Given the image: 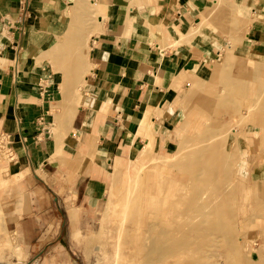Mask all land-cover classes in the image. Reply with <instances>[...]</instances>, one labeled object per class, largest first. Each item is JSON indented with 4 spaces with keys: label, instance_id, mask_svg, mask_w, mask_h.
<instances>
[{
    "label": "rangeland",
    "instance_id": "374dc122",
    "mask_svg": "<svg viewBox=\"0 0 264 264\" xmlns=\"http://www.w3.org/2000/svg\"><path fill=\"white\" fill-rule=\"evenodd\" d=\"M89 1L84 0V3ZM80 9L81 6L76 3L68 18L77 22V26L74 28L72 23L65 24L61 31L62 39L72 36L73 42L79 44L63 50L61 40L51 53L53 57L60 56L52 64H55L56 75L63 74L65 84L60 85L55 79L56 86L51 88L49 94L45 93L42 101L48 105L53 117L54 125L49 126L51 130L53 128V137L49 142L53 141L58 127L64 133L65 125L60 127L58 116L66 111L65 106L77 104L81 98V85L77 86L80 74L65 69L76 64L77 60L79 66L86 62L90 67V49L86 41L89 27L96 24L98 18L87 11L80 13ZM182 36L185 45L201 47L205 55L187 81L178 82V93L181 95L165 135H154L149 140L148 144L151 145L145 160L141 157L145 154L142 149L148 144L143 141L133 147L132 154L125 157L127 161H132L124 169L115 170L121 157L118 153L117 156L104 157L102 167L106 171L90 174L98 178L94 193L96 202H76L78 183L75 172L69 173L56 191L47 187L46 195L58 197L63 212L55 218L49 214V219L40 221L42 235L34 247H39V250H34V256L30 255L13 231L14 225L8 226L16 214L14 205L20 188L14 175L16 164L11 161L13 157L7 141L0 137V164L8 163L7 169H0V264H264V98L259 100L252 115L243 120L241 115L247 104L244 101L248 102V99L239 85L228 87L229 79L236 82L246 80L251 88L264 86V0H212L201 11L200 21ZM228 44L233 48L230 55L236 59L233 65L236 63L238 69L236 65L233 67L226 62ZM62 52L66 53V61ZM69 54L73 57L71 61ZM210 62L215 66V71L210 69ZM218 70L221 73H215ZM244 72L248 73L246 79ZM199 76L206 81L203 77L200 80ZM195 77L199 79L197 82ZM70 83H76L74 90L68 89L72 88ZM186 83L188 86H185ZM207 83H210L209 86ZM227 95L230 99L234 97L232 102ZM229 128H234L235 134L227 132ZM225 133L229 134L223 135ZM219 146L225 147L219 151ZM176 155L179 157L173 159ZM60 156L64 158L63 154ZM198 158L203 159L202 163L205 164H197ZM223 160L225 162H221ZM214 170L218 173L217 177L205 179ZM36 173L42 176L39 171ZM3 180L7 183L3 184ZM226 194H230L229 198ZM216 196L220 197L219 200ZM47 206L56 210L53 200L45 208ZM159 223L169 232L172 230L168 237L180 244L157 261L156 256L144 259L148 246H152L150 240L155 239L149 225ZM212 223L218 224L221 229L212 228ZM197 227L201 228L198 230ZM118 230L122 232L119 240ZM184 239L188 241L187 244H182ZM117 250L119 258L116 256Z\"/></svg>",
    "mask_w": 264,
    "mask_h": 264
},
{
    "label": "crops",
    "instance_id": "0c3cea01",
    "mask_svg": "<svg viewBox=\"0 0 264 264\" xmlns=\"http://www.w3.org/2000/svg\"><path fill=\"white\" fill-rule=\"evenodd\" d=\"M211 1L90 0L85 4L76 0L80 13L93 14L90 7L96 6L93 12L98 20L89 27L86 41L90 67L86 62L79 66L77 60L65 69L80 74L76 83L81 85V98L68 105L75 107L70 116L67 111L58 116L64 133L58 127L49 142L53 117L42 101L56 86L55 79L65 84L52 64L60 56L51 53L61 40L63 50L79 44L72 36L61 38L65 24L77 26L68 20L76 3L0 0V137L7 141L20 188L16 214L8 226L14 225L31 256L39 250L34 247L42 235L40 221L63 212L60 199L46 195L47 187L56 191L75 172L76 202H96L98 178L90 174L106 171L104 157L118 153L115 170L124 169L132 161L125 157L133 147L143 141L148 144L154 135H165L181 95L178 82L187 81L205 55L201 47L185 45L182 34L200 21L201 11ZM75 84L68 89L74 90ZM7 165L1 163L0 169ZM52 200L57 211L45 208Z\"/></svg>",
    "mask_w": 264,
    "mask_h": 264
},
{
    "label": "bare ground",
    "instance_id": "6f19581e",
    "mask_svg": "<svg viewBox=\"0 0 264 264\" xmlns=\"http://www.w3.org/2000/svg\"><path fill=\"white\" fill-rule=\"evenodd\" d=\"M228 1V0H227ZM222 2V1H221ZM230 3V2H229ZM91 4V3H90ZM222 5V4H221ZM220 5V6H221ZM223 6V5H222ZM219 7V6H218ZM91 9H92V13L94 14V10H95V8H96V6L95 5H91V7H90ZM224 8V7H223ZM94 11V12H93ZM91 13V12H90ZM220 13V12H219ZM231 15H232V13H231ZM233 16H234V14H233ZM245 19V18H244ZM238 20V19H237ZM239 21V20H238ZM241 21V20H240ZM245 21V20H244ZM247 22V21H246ZM246 24V23H245ZM218 25V24H217ZM223 26H224V24H223ZM245 27H247V26H245ZM245 27H244V29H245ZM250 27V26H249ZM232 29V31H233V28H231ZM249 31V30H248ZM229 33V32H228ZM233 33V32H232ZM234 35V34H233ZM245 35V34H244ZM89 38V37H88ZM176 43V42H175ZM175 43H174V45H175ZM177 46V45H176ZM225 47H226V45H225ZM228 53H227V58H226V62L228 61L229 63H230V65H233L234 64V62H235V60L236 59H234L231 55H230V53L232 52V50H233V48H232V46H230L229 44H228ZM227 52V51H226ZM221 53V52H220ZM212 62V61H211ZM211 62H210V65H212L211 64ZM238 62H240V61H238ZM238 62H237V64H238ZM235 65H236V63H235ZM235 65H233V67L235 66ZM242 65H243V63H242ZM231 67V66H230ZM233 67H232V69H233ZM238 67H239V69L241 68L239 65H238ZM220 68V67H219ZM235 68H237V65H236V67ZM210 69H212L213 71H215V66H213L212 65V67L210 68ZM231 69V70H232ZM238 69V68H237ZM220 70V69H219ZM219 70L218 71H216L215 73H221V72H219ZM236 70V69H235ZM235 70H233V71H235ZM243 71V70H242ZM236 75H237V72H234ZM212 74H213V72H212ZM233 74V73H232ZM241 74V73H240ZM244 74V78L246 79V76H248V73L247 72H244L243 73ZM243 74H242V76H243ZM250 74V73H249ZM202 75H204V74H202ZM225 75V74H224ZM197 76V75H196ZM200 77V80H201V78L203 77V76H199ZM198 77V78H199ZM215 77V76H214ZM237 77V76H236ZM235 77V78H236ZM196 78V77H195ZM239 78V77H238ZM196 80V82L199 80H197V78L195 79ZM203 80H205L204 79V77H203ZM206 81V80H205ZM204 82V81H203ZM252 82V81H251ZM206 82H204V84H205ZM227 83V82H226ZM255 83V82H254ZM191 84V83H190ZM208 84V83H207ZM210 84V83H209ZM209 84H208V86H209ZM239 85V87H240V90L243 92V95L244 96H246L247 97V99H248V102L245 100L244 101V103L246 102L247 104H246V106H244L245 107V111H243L242 112V115H241V119H243L244 120V118H246L247 116H251L252 115V113L255 111V109L257 108V106H258V104H259V100L261 101V99L262 98H264V86L263 87H260V88H254L253 86H252V88L251 87H249L248 86V84H247V82H246V80H242V81H239V82H236L235 80H231V79H229V81H228V87H230V86H234V85ZM195 85H196V83H195ZM208 86H206L207 88H208ZM211 86V85H210ZM227 86V85H226ZM214 87V86H213ZM191 88H192V84H191ZM215 88V87H214ZM236 88V87H235ZM210 88H208V90H209ZM229 89V88H228ZM237 89V88H236ZM228 91V90H227ZM194 92V91H193ZM229 92V91H228ZM231 92V91H230ZM214 93V92H213ZM205 94H206V92H205ZM217 94V93H216ZM227 97L229 98V100H231L230 102H232V99L234 98L233 96V98H231L230 99V97L227 95ZM216 99H217V97H215ZM237 98H239V97H237ZM252 98V99H251ZM202 100H204V99H202ZM225 101V100H224ZM223 101V102H224ZM238 102V101H237ZM236 103V102H235ZM232 104V103H231ZM236 105V104H235ZM245 105V104H244ZM232 105H230V107H231ZM234 106V105H233ZM262 107H264V104H263V106ZM74 108L75 107H72V106H68L67 107V112H65V115H67V116H70L72 113H73V111H74ZM232 108H230V110H231ZM260 109V108H259ZM202 110V109H201ZM203 110H205V109H203ZM230 110L228 109L227 111H229L230 112ZM204 112V111H203ZM224 111H222V113H223ZM202 113V112H201ZM62 115H63V113H62ZM231 115V114H230ZM62 117V116H61ZM233 117H234V115H233ZM233 117H232V119H233ZM235 118H236V116H235ZM248 118V117H247ZM66 119V118H65ZM231 119V120H232ZM250 119V118H249ZM238 120H240V118L238 119ZM237 120V121H238ZM243 120H242V122H243ZM247 120V119H246ZM248 121V120H247ZM253 121V120H252ZM241 122V121H240ZM241 122V123H242ZM237 123H239V121L237 122ZM236 123V124H237ZM245 123V122H244ZM255 123V122H254ZM203 124H205V123H203ZM208 124V123H207ZM240 124V123H239ZM231 125V124H230ZM229 125V126H230ZM221 126H222V124H221ZM237 126V125H236ZM243 126H245V125H243ZM233 127V126H232ZM246 127V126H245ZM244 128V127H243ZM204 132H206V131H204ZM223 132H225V131H223ZM227 132H230V133H233V134H235V129L234 128H229V130L227 131ZM227 134H229V133H227ZM226 133L225 134H223V135H227ZM222 135V136H223ZM206 136V135H205ZM208 136V138H209V135H207ZM221 136V137H222ZM229 136V135H228ZM237 136V135H236ZM204 137V136H203ZM238 137V136H237ZM219 138V137H218ZM225 138V137H224ZM239 138V137H238ZM238 138H236V140L238 139ZM215 139V138H214ZM236 140H235V142H236ZM214 141V140H213ZM221 141H222V139H221ZM221 141H218V142H221ZM194 142H195V140H194ZM210 142V141H209ZM208 142V143H209ZM226 142H223V144H225ZM196 144H198V143H196ZM195 144V145H196ZM203 144H206V143H203ZM203 144H201V145H203ZM184 145H185V143H184ZM192 145V144H191ZM190 146V145H189ZM197 146H199V145H197ZM195 147V146H194ZM193 147V148H194ZM220 147V149H218L219 151L222 149V148H224V147H221V146H219ZM254 147V146H253ZM187 148V147H186ZM255 149V148H254ZM187 150V149H186ZM185 150V151H186ZM217 150V151H218ZM223 150V149H222ZM225 150V149H224ZM184 151V150H183ZM188 151V150H187ZM215 151V153H217L216 152V150H214ZM147 152H148V145H147V147H145V149H144V151H143V154L144 155H142L141 157H142V159L143 160H145V159H147L148 157H147ZM212 151H210L209 153H211ZM264 152V151H263ZM191 153V152H190ZM224 153H226V150L224 151ZM258 153V152H257ZM180 154H182V153H180ZM179 154V155H180ZM212 154H213V152H212ZM218 154V153H217ZM219 154H222V153H220L219 152ZM209 155V154H208ZM177 156L178 155H176L173 159H177ZM257 156V155H256ZM179 157V156H178ZM186 157V156H185ZM213 157V156H212ZM215 157V156H214ZM180 158H182V157H180ZM207 158V157H206ZM220 158V157H219ZM225 158V157H224ZM226 158H228V156L226 157ZM225 158V159H226ZM230 158V157H229ZM223 159V158H222ZM166 160V159H165ZM184 160V159H183ZM198 160V163L197 164H205V163H202V160L203 159H197ZM219 160H221V159H219ZM164 161V160H163ZM230 161V160H229ZM256 161V160H255ZM165 162V161H164ZM219 162V161H218ZM221 162H225L224 160L223 161H221ZM213 164H214V162H213ZM212 164V165H213ZM224 163H222V165H223ZM227 164V163H226ZM225 164V165H226ZM228 164H230V163H228ZM185 165V164H184ZM222 165H221V167H222ZM238 165V164H237ZM249 165V164H248ZM254 165V164H253ZM224 167V166H223ZM225 168V167H224ZM247 168V167H246ZM203 169H205L204 167H203ZM208 169V168H207ZM222 169V168H221ZM230 169V168H229ZM208 170H211V169H208ZM223 171H224V169H222ZM232 170V169H231ZM213 171V170H212ZM212 171H210L209 172V175H207V176H205V179H208V180H212V179H215V177H217V171H216V173H215V170H214V172L212 173ZM185 172V171H184ZM220 173H221V171H220ZM225 173V172H224ZM229 173V172H228ZM228 173H226V175L228 174ZM189 175V174H188ZM222 175H223V173H222ZM222 175H220V177L222 176ZM224 176V175H223ZM239 176V175H238ZM204 177V174H203V176H202V178ZM226 177V176H225ZM241 177V176H240ZM221 178H224V177H221ZM235 178H237L236 176H235ZM227 180H229V179H227ZM222 181H223V179H222ZM225 182H227V181H225ZM219 183H220V181H219ZM223 184V183H222ZM250 184V183H249ZM213 185V184H212ZM225 185V184H224ZM227 185V184H226ZM206 186V185H205ZM213 187V186H212ZM220 187H222V186H220ZM210 189V188H209ZM223 189V188H222ZM224 190H225V188H224ZM223 190V191H224ZM230 190V189H229ZM209 191V190H208ZM227 191V190H226ZM226 191H224L225 193H226ZM222 192V190H220V193ZM223 192V193H224ZM227 192H229V191H227ZM224 193V194H225ZM233 193V192H232ZM196 194V193H195ZM224 194H222L223 195V197H224ZM215 195V194H214ZM227 195V194H226ZM204 196H205V194H204ZM219 196V195H218ZM228 196V195H227ZM229 196H230V194H229ZM229 196H228V198H229ZM231 196H232V194H231ZM205 197H207V196H205ZM205 197H203L201 200H203ZM213 197V196H212ZM226 197V196H225ZM224 197V198H225ZM180 198V197H179ZM216 198L219 200V198L216 196ZM214 199V198H213ZM227 199V198H226ZM225 199V200H226ZM200 200V201H201ZM208 200H210V199H208ZM221 200H222V196H221ZM220 200V201H221ZM224 200V199H223ZM224 200V201H225ZM187 202V201H186ZM209 202V201H208ZM218 202V201H217ZM216 202V203H217ZM200 203V202H199ZM188 204H189V202H188ZM224 204V203H223ZM196 205V204H195ZM212 205H214V204H212ZM197 206H198V204H197ZM203 207V206H202ZM204 207H205V205H204ZM203 207V208H204ZM211 207V206H210ZM209 207V208H210ZM127 208H129V205H128V207ZM209 208L208 209H206V210H209ZM213 208V207H212ZM197 209V208H196ZM198 209L200 210V207L198 206ZM197 209V210H198ZM128 210V209H127ZM127 210L125 211V213L127 214L128 212H127ZM195 210V209H194ZM220 211V210H219ZM205 212H207V211H205ZM223 213V212H222ZM227 214H228V212H227ZM229 214H230V212H229ZM204 215H209V214H205L204 213ZM218 215V214H217ZM126 218V217H125ZM199 219H201V218H199ZM203 219V218H202ZM206 220V219H205ZM236 220V219H235ZM188 221V220H187ZM233 221V220H232ZM200 222V221H199ZM194 223V222H193ZM201 223V222H200ZM164 224V223H163ZM202 224V223H201ZM178 225H180V224H178ZM178 225H177V227H178ZM196 225V224H195ZM149 226H151V230H152V232H150V233H153L154 234V238L155 239H152V240H150V242H149V240H148V242H149V244L151 243V247L149 248V246H148V249L149 250H147V252H148V254L146 253V258H144V259H148V258H152V257H158V258H156V261H157V259L159 260L160 259V257L161 256H163V255H167L168 253H170V252H172V250L173 249H175L176 247H178L179 246V242H177V241H174L172 238H170V237H168V235H169V233L172 231H170L169 232V230L168 229H166L162 224H154V225H149ZM185 226V225H184ZM211 226H212V228H214V229H221L220 227H219V225L218 224H215V223H212L211 224ZM189 227H191V225H189ZM188 227V228H189ZM223 227H225V225L223 226ZM178 228H180V227H178ZM185 228V227H184ZM201 228V227H200ZM199 227H197L196 229H200ZM120 229H121V227H120ZM187 229V228H186ZM194 229H195V227H194ZM192 230V229H191ZM127 231V230H126ZM149 231V230H148ZM182 231V230H181ZM186 231V230H185ZM187 231H189V230H187ZM206 231V230H205ZM235 231V230H234ZM126 233H128V232H126ZM148 233V232H147ZM149 233V234H150ZM179 233V232H178ZM192 233V232H191ZM118 237H117V239L119 240L120 239V234H122V232L120 233L119 232V230H118ZM149 234H148V236L147 237H149ZM180 234H182V233H180ZM179 234V235H180ZM128 235V234H127ZM146 236H145V238H146ZM177 237V236H176ZM128 239V238H127ZM147 239V238H146ZM146 239H145V241L144 242H146ZM149 239H151V237L149 238ZM154 240V241H153ZM245 241V240H244ZM188 243V241L187 240H183L182 241V244H187ZM119 244H121V242L120 243H118L117 245H118V249L120 248V246H119ZM144 245H146V244H144ZM209 245V244H208ZM143 246V245H142ZM147 247V246H146ZM233 249H235V248H233ZM241 251V250H240ZM245 253V252H244ZM117 255V258H119V255L118 254H120L119 253V250H117V253H116ZM242 254V253H241ZM246 255V254H245ZM148 257V258H147ZM116 258V257H115ZM121 259V258H120ZM123 259V258H122ZM143 259V260H144ZM119 260V259H118ZM117 260V261H118ZM149 260V259H148ZM148 260H144V261H148ZM153 260V259H152ZM150 262V261H149ZM145 263V262H144ZM148 263V262H147Z\"/></svg>",
    "mask_w": 264,
    "mask_h": 264
}]
</instances>
